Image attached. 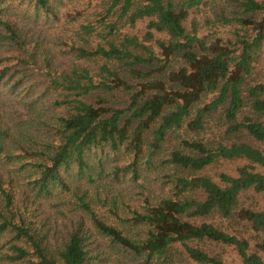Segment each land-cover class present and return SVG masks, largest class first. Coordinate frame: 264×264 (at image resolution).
<instances>
[{"label":"trees","instance_id":"1","mask_svg":"<svg viewBox=\"0 0 264 264\" xmlns=\"http://www.w3.org/2000/svg\"><path fill=\"white\" fill-rule=\"evenodd\" d=\"M263 54L264 0H0V264H264Z\"/></svg>","mask_w":264,"mask_h":264},{"label":"rangeland","instance_id":"2","mask_svg":"<svg viewBox=\"0 0 264 264\" xmlns=\"http://www.w3.org/2000/svg\"><path fill=\"white\" fill-rule=\"evenodd\" d=\"M143 26H144L143 24H139L138 26H136L134 31L137 32V33H141L142 30H143ZM259 64H260V66H263V64H264V54L262 55L261 61H260ZM58 221H61L60 218L58 219Z\"/></svg>","mask_w":264,"mask_h":264}]
</instances>
